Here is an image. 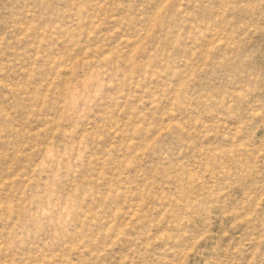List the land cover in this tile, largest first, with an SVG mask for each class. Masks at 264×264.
<instances>
[{"label": "rangeland", "instance_id": "rangeland-1", "mask_svg": "<svg viewBox=\"0 0 264 264\" xmlns=\"http://www.w3.org/2000/svg\"><path fill=\"white\" fill-rule=\"evenodd\" d=\"M0 264H264V0H0Z\"/></svg>", "mask_w": 264, "mask_h": 264}]
</instances>
